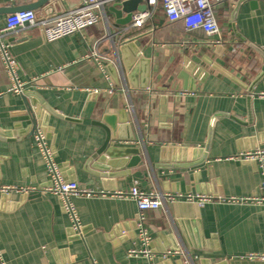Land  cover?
I'll use <instances>...</instances> for the list:
<instances>
[{
	"label": "crops",
	"instance_id": "0c3cea01",
	"mask_svg": "<svg viewBox=\"0 0 264 264\" xmlns=\"http://www.w3.org/2000/svg\"><path fill=\"white\" fill-rule=\"evenodd\" d=\"M38 1L0 0V43L22 85L9 90L0 48V188L27 189H0V261L264 264L248 257L264 255V201L255 200L264 195V158L239 155L264 151V0L217 4L214 35L169 22L160 0H142L150 16L141 27L118 23L124 0H102L101 20L83 35L46 41L37 27L1 31L10 9ZM80 2L47 0L32 10L53 18ZM33 122L65 180L107 193L136 184L162 197L143 213L150 256L128 254L142 247L130 198L69 195L80 225L73 230L59 196L44 190L50 177ZM101 124L111 128L102 151ZM127 148L138 153L107 155Z\"/></svg>",
	"mask_w": 264,
	"mask_h": 264
},
{
	"label": "built area",
	"instance_id": "2783aa9c",
	"mask_svg": "<svg viewBox=\"0 0 264 264\" xmlns=\"http://www.w3.org/2000/svg\"><path fill=\"white\" fill-rule=\"evenodd\" d=\"M165 18L169 22L180 21L185 30L200 29L207 35L219 34L214 8L217 4L226 0H160ZM157 0H147L148 5H155ZM101 12H103L102 0H81L80 4L62 15L49 18L38 17L32 9H25L10 13L5 18V26L1 30L4 33L13 32L23 28L37 27L41 30L46 41H54L71 34L83 35L88 29L93 28L101 20ZM150 16L149 12H136L131 16V25L133 27H141L144 21ZM108 38L111 37L108 33ZM0 48L6 63L7 70L13 80V85L9 90L20 93L22 85L17 81L15 76V62L6 55L3 45ZM90 56L98 62L100 57L96 45L92 46ZM102 70V66H100ZM37 145L46 161L47 171L50 177V184L44 188L59 196L64 210L69 214L73 222V230H79L73 206L68 200L69 195L77 197L83 196H101V197H119L130 198L135 201L138 209L137 218V238L142 244L140 248H131L128 250L129 255L150 256L149 244L151 238L145 223L143 213L150 209H158L162 205V197L158 194L146 192L138 185L131 186L127 191H119L114 193L92 192L88 189L81 188L75 181L65 180L61 174L57 164L52 159V153L45 142V135L41 130L36 129L34 133ZM240 157L246 160L258 159L262 162L264 151L242 152ZM262 166V163L260 164ZM263 176L261 181V189L264 194V169L261 170ZM1 190L27 191L25 188L1 187ZM170 198V195H168ZM188 199L194 198L192 195L187 196ZM195 198L200 203L212 200L211 197L205 195H196ZM243 200V199H242ZM246 200V199H245ZM248 200V199H247ZM257 201H264V195ZM173 251L166 250L163 256L171 254ZM175 252V251H174ZM249 258L258 257L264 259V255L249 254ZM0 264H3L0 261Z\"/></svg>",
	"mask_w": 264,
	"mask_h": 264
},
{
	"label": "water",
	"instance_id": "95a60500",
	"mask_svg": "<svg viewBox=\"0 0 264 264\" xmlns=\"http://www.w3.org/2000/svg\"><path fill=\"white\" fill-rule=\"evenodd\" d=\"M46 1L47 0H39L35 5L17 7L14 9H10V11H20V10H25V9H32V8H35V7H38L42 4H44ZM120 6H121V12L126 13L125 19H123L122 21H118V23H120V24H123V23H126L127 21H129L131 19L133 12H135V11L144 12L147 9V4L142 3V0H124L120 3ZM113 10H114V13H116V15L119 16L120 10H117V9H113ZM109 71H111V69ZM112 71H113V69H112ZM37 124L39 125V123L33 122V131L36 129ZM101 125L104 127V129L106 131V139H105L103 147L101 149V151H102L107 146V144H109L108 142H109L110 137H111V128L109 129L104 124H101ZM114 153L116 155H121L122 153L124 155L133 154V153L136 154V153H138V149L127 148L124 150H117V151L114 150V152H111V153L109 152V153H107V155L112 156ZM107 163L111 166H115V164L121 163V161L114 162V161L107 160ZM174 246H176V245H174ZM174 248H177V247H174ZM190 260L193 264L194 260L191 256H190Z\"/></svg>",
	"mask_w": 264,
	"mask_h": 264
}]
</instances>
